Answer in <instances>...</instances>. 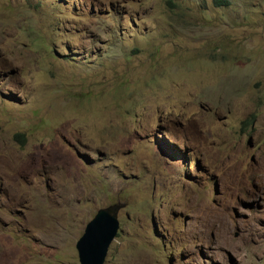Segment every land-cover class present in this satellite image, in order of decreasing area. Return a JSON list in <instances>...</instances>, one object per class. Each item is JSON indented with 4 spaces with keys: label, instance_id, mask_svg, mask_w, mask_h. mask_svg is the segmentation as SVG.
<instances>
[{
    "label": "rangeland",
    "instance_id": "obj_1",
    "mask_svg": "<svg viewBox=\"0 0 264 264\" xmlns=\"http://www.w3.org/2000/svg\"><path fill=\"white\" fill-rule=\"evenodd\" d=\"M117 201L104 264H264V0H0V264Z\"/></svg>",
    "mask_w": 264,
    "mask_h": 264
},
{
    "label": "water",
    "instance_id": "obj_2",
    "mask_svg": "<svg viewBox=\"0 0 264 264\" xmlns=\"http://www.w3.org/2000/svg\"><path fill=\"white\" fill-rule=\"evenodd\" d=\"M125 206L117 201L97 209L75 243L79 264H104L110 243L119 229L118 213Z\"/></svg>",
    "mask_w": 264,
    "mask_h": 264
},
{
    "label": "trees",
    "instance_id": "obj_3",
    "mask_svg": "<svg viewBox=\"0 0 264 264\" xmlns=\"http://www.w3.org/2000/svg\"><path fill=\"white\" fill-rule=\"evenodd\" d=\"M216 5H228L229 0H213ZM19 137L22 136V134H18Z\"/></svg>",
    "mask_w": 264,
    "mask_h": 264
},
{
    "label": "bare ground",
    "instance_id": "obj_4",
    "mask_svg": "<svg viewBox=\"0 0 264 264\" xmlns=\"http://www.w3.org/2000/svg\"><path fill=\"white\" fill-rule=\"evenodd\" d=\"M210 221H211V220H210ZM214 221H215V222H218L219 220L217 221V220H216V218H215V220H214ZM214 221H213V223H214Z\"/></svg>",
    "mask_w": 264,
    "mask_h": 264
}]
</instances>
